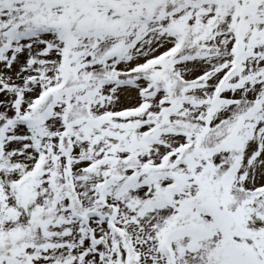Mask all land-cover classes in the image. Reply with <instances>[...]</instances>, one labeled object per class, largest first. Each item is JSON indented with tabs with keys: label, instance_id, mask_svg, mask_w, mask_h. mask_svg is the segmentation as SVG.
I'll use <instances>...</instances> for the list:
<instances>
[{
	"label": "snow or ice",
	"instance_id": "snow-or-ice-1",
	"mask_svg": "<svg viewBox=\"0 0 264 264\" xmlns=\"http://www.w3.org/2000/svg\"><path fill=\"white\" fill-rule=\"evenodd\" d=\"M0 264H264V0H0Z\"/></svg>",
	"mask_w": 264,
	"mask_h": 264
}]
</instances>
